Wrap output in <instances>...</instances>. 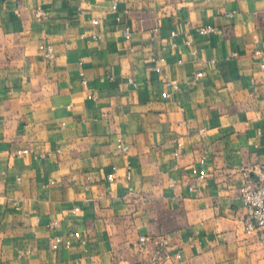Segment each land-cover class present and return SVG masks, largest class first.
I'll use <instances>...</instances> for the list:
<instances>
[{
    "label": "crops",
    "instance_id": "obj_1",
    "mask_svg": "<svg viewBox=\"0 0 264 264\" xmlns=\"http://www.w3.org/2000/svg\"><path fill=\"white\" fill-rule=\"evenodd\" d=\"M263 65L264 0H0V264H264Z\"/></svg>",
    "mask_w": 264,
    "mask_h": 264
},
{
    "label": "built area",
    "instance_id": "obj_2",
    "mask_svg": "<svg viewBox=\"0 0 264 264\" xmlns=\"http://www.w3.org/2000/svg\"><path fill=\"white\" fill-rule=\"evenodd\" d=\"M112 11L116 14L118 13V4L115 2L111 6ZM36 14L38 16L42 15V9L39 7L38 10L36 11ZM116 19L118 21L121 20L120 16L117 15ZM93 25L99 26L100 20L98 18H94L92 20ZM218 28L213 25H206V26H201L198 28V33L201 35H207L213 32H216ZM93 38L95 39H100L102 37V34L100 31L94 32L92 35ZM171 36L175 37L177 36L176 31L171 32ZM125 37L127 40H130L132 37V31L129 26L125 28ZM185 44L191 48L193 52L194 50V43L192 38H190L188 35L185 36ZM43 50H45L46 56L48 58H51L54 53L53 49L50 45H41L40 46ZM260 53V52H257ZM233 55H236L234 53ZM154 60H161L154 58ZM264 66V65H263ZM198 77L203 76L202 72L197 73ZM83 83H86V79L83 78ZM128 84H131L133 86H136V82L134 79H129ZM171 83H168V86H171ZM163 97H168L169 94L168 92H163L162 93ZM89 98L95 99L93 95H89ZM126 149V147H125ZM29 149H23L18 151L19 154L21 153H28ZM240 176L242 179V183L239 186V195L242 200V215H241V220L245 226V230L248 233H255L259 236L261 242L264 244V164L261 165L260 167H248V166H241L239 168ZM110 178L114 177V174L109 175ZM130 177V175H128ZM200 180L204 179L206 177V171L205 170H200L198 172L197 176ZM1 200H0V205H1ZM14 205L18 207V204L14 202ZM80 207L76 206L73 208V213H77L80 211ZM59 225V220H52L49 223L50 228H56ZM75 235L77 237H80V233L76 232ZM147 241V237L141 236L140 237V242L144 243ZM165 243H167V240H164ZM64 240L61 235H55L53 242H52V248L53 249H58L63 245Z\"/></svg>",
    "mask_w": 264,
    "mask_h": 264
}]
</instances>
